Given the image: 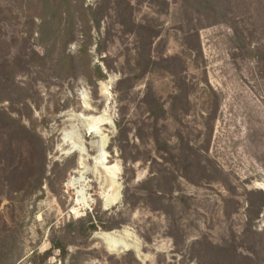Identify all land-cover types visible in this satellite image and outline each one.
I'll list each match as a JSON object with an SVG mask.
<instances>
[{"label":"rangeland","instance_id":"obj_1","mask_svg":"<svg viewBox=\"0 0 264 264\" xmlns=\"http://www.w3.org/2000/svg\"><path fill=\"white\" fill-rule=\"evenodd\" d=\"M57 2L0 0V264H264V0Z\"/></svg>","mask_w":264,"mask_h":264},{"label":"bare ground","instance_id":"obj_2","mask_svg":"<svg viewBox=\"0 0 264 264\" xmlns=\"http://www.w3.org/2000/svg\"><path fill=\"white\" fill-rule=\"evenodd\" d=\"M91 121L93 123V126H92V128H89V130H88L90 133V136H93V135L100 136V132L97 130L96 127L103 126L104 124H106L105 119H104V115L93 118V119H91ZM105 147H106V142L104 140H102V142L99 145V150H103V149H105ZM105 205L108 206L109 202H107ZM114 237H119V235L117 233H112L110 236L104 237L105 241L108 243L109 251L119 252V251L126 250L129 248L127 245L121 246L119 244H116V238H114Z\"/></svg>","mask_w":264,"mask_h":264},{"label":"trees","instance_id":"obj_3","mask_svg":"<svg viewBox=\"0 0 264 264\" xmlns=\"http://www.w3.org/2000/svg\"><path fill=\"white\" fill-rule=\"evenodd\" d=\"M51 3H52V0H44V5L45 6H50L51 5ZM59 5V7H60V11H61V7H63V5H64V0H58V2H57ZM88 223H90V226H89V229L90 230H95V224H94V222L92 221V219L91 218H89V222ZM45 258V257H44Z\"/></svg>","mask_w":264,"mask_h":264}]
</instances>
